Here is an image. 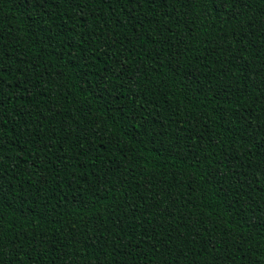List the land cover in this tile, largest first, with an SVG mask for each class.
Segmentation results:
<instances>
[{
    "label": "trees",
    "instance_id": "obj_1",
    "mask_svg": "<svg viewBox=\"0 0 264 264\" xmlns=\"http://www.w3.org/2000/svg\"><path fill=\"white\" fill-rule=\"evenodd\" d=\"M0 264H264V0H0Z\"/></svg>",
    "mask_w": 264,
    "mask_h": 264
}]
</instances>
